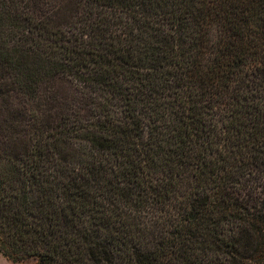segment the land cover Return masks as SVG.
<instances>
[{
	"label": "trees",
	"instance_id": "1",
	"mask_svg": "<svg viewBox=\"0 0 264 264\" xmlns=\"http://www.w3.org/2000/svg\"><path fill=\"white\" fill-rule=\"evenodd\" d=\"M0 78L6 256L264 264V0H0Z\"/></svg>",
	"mask_w": 264,
	"mask_h": 264
},
{
	"label": "rangeland",
	"instance_id": "2",
	"mask_svg": "<svg viewBox=\"0 0 264 264\" xmlns=\"http://www.w3.org/2000/svg\"><path fill=\"white\" fill-rule=\"evenodd\" d=\"M9 81L10 80L8 78H0V88H3L2 94L0 95V154L5 151V145L8 141V135H10L12 131L9 125L11 123H14V126L18 125V129L19 126L20 128L26 129L30 125V116H32L33 113L36 112V107L24 102V98L17 92L12 91L10 97L4 94V87H7ZM56 91L57 93H62L63 95H70V93H72L73 91V87L71 86V83L57 80L54 87L52 89H49V91L44 94V97L51 98ZM7 107L16 112V119L12 118V115L7 112ZM20 109H27L24 116L19 115L18 110ZM37 262L38 261L35 257L26 259H12L6 256L2 251H0V264H37Z\"/></svg>",
	"mask_w": 264,
	"mask_h": 264
}]
</instances>
